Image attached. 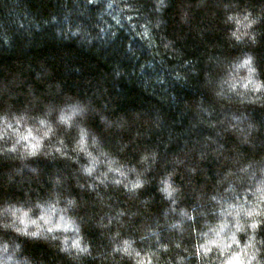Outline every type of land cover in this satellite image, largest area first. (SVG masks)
<instances>
[{
	"label": "clouds",
	"instance_id": "obj_1",
	"mask_svg": "<svg viewBox=\"0 0 264 264\" xmlns=\"http://www.w3.org/2000/svg\"><path fill=\"white\" fill-rule=\"evenodd\" d=\"M172 6L59 0L36 22L86 51L122 33L125 51L139 41L131 78L143 105L119 109L102 84L70 92L44 58L0 69V163L19 165L8 183L28 181L26 168L38 174L30 162H65L45 195L0 203V264H31L23 239L53 243L71 264H264V0H178L182 34L169 33ZM214 32L220 41L208 42ZM189 36L203 42L198 54ZM108 77L127 80L129 69L114 64ZM72 188L92 197L99 244Z\"/></svg>",
	"mask_w": 264,
	"mask_h": 264
},
{
	"label": "trees",
	"instance_id": "obj_2",
	"mask_svg": "<svg viewBox=\"0 0 264 264\" xmlns=\"http://www.w3.org/2000/svg\"><path fill=\"white\" fill-rule=\"evenodd\" d=\"M59 0H0V69L16 70L25 64L35 62L40 58L50 61L55 69L56 76L65 85L66 90L77 94H87L96 85L106 86L112 95L114 102L119 109L124 110L136 105H143L146 101L136 87L135 80L131 78V72L135 71L138 64L137 57L141 56L139 49L142 45L139 41L133 40L125 51V40L123 33L121 38L111 44L110 48L103 49L101 52L86 51L78 47L74 42H58L51 34L50 29H42L37 32V21H41L46 15L52 14L56 10ZM178 0H173V6L167 13L168 30L170 34L183 33V28H178L179 9L176 8ZM8 37L10 44L3 45V38ZM208 42L220 41L218 33H212L207 37ZM185 48L193 54H198L204 47L203 42L193 40L189 36L185 41ZM258 55L264 59V46L257 50ZM146 54V50L144 52ZM225 54H229L225 47ZM121 64L129 69L130 78L113 80L107 77L114 64ZM79 65V72L75 66ZM117 89H119L117 91ZM178 95L184 90L177 87ZM24 101L23 97L16 100L20 104ZM90 124L101 131L102 125L98 119L93 117ZM102 135H106L103 132ZM111 138V137H108ZM39 172L33 174L26 168L24 174L30 179L25 183H8L7 177L15 175L14 169L19 165L0 163V203L5 199H23L25 192L33 197L45 195L51 187L48 177L54 170L59 174L60 169L64 168L65 162H49L47 160H37L30 162ZM210 174H214L215 166L209 165ZM19 178H17V181ZM211 185L209 184V190ZM72 194L83 197L88 203L80 209L79 214L84 217L82 221L85 233L99 244L102 241L99 231L94 227L89 216L94 214L96 209L92 206L90 194L81 193L77 189H71ZM153 189H146L142 195H148ZM119 203V201H118ZM191 203V201H188ZM158 215L160 205L155 201L151 205ZM23 255L28 258L31 264H71L66 256L60 253L51 242L42 240L23 239Z\"/></svg>",
	"mask_w": 264,
	"mask_h": 264
}]
</instances>
